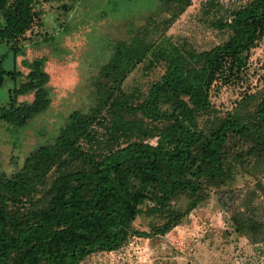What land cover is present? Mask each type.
<instances>
[{"label":"trees","instance_id":"16d2710c","mask_svg":"<svg viewBox=\"0 0 264 264\" xmlns=\"http://www.w3.org/2000/svg\"><path fill=\"white\" fill-rule=\"evenodd\" d=\"M43 1L0 0V50L7 48L0 53V123L9 130L26 128L51 106L45 59L28 63L27 73L17 67L20 40ZM157 1L166 26L192 4ZM210 25L226 39L202 51L186 41L156 45L142 28L103 67L91 112H73L54 142L35 149L16 173L0 168V264H83L134 236L150 237L134 227L141 215L158 218L153 232L165 235L209 190L232 189L243 177L251 181L229 222L264 251V91L247 93L225 113L211 102L216 86L241 79L264 39V0H248ZM144 62L164 73L134 102L123 84ZM180 200L184 208L173 205Z\"/></svg>","mask_w":264,"mask_h":264},{"label":"rangeland","instance_id":"374dc122","mask_svg":"<svg viewBox=\"0 0 264 264\" xmlns=\"http://www.w3.org/2000/svg\"><path fill=\"white\" fill-rule=\"evenodd\" d=\"M248 0H192L187 11L166 26L157 0H44L39 16L20 40L17 67L27 73L26 65L45 59L50 76L51 106L21 130H9L0 123V168L7 175L16 173L26 158L39 146L52 144L75 111L91 112L97 104L100 74L115 48L129 43L146 27L156 45L188 42L195 50H208L221 44L226 35L212 28L215 18L230 19L231 12ZM215 4V8L211 7ZM210 12V14H209ZM209 14V15H208ZM7 50L3 46L0 53ZM6 61L12 67V58ZM147 62L134 69L123 84L124 91L140 101L164 67L149 70ZM264 91V39L251 51L249 67L240 80L216 86L211 102L221 112H229L247 93ZM143 95L137 97L138 95ZM137 119H141L138 117ZM204 120H201L203 122ZM145 126L153 128L149 120ZM155 144V139L149 140ZM251 179L241 178L232 189H212L208 197L182 223L165 235H156L158 218L141 215L134 227L152 234L134 236L121 249L99 252L83 264H264V251L235 234L229 218L241 201ZM186 206L185 200L173 203Z\"/></svg>","mask_w":264,"mask_h":264}]
</instances>
